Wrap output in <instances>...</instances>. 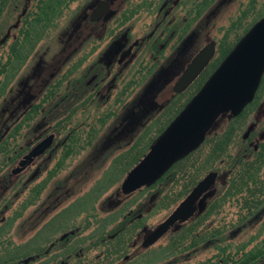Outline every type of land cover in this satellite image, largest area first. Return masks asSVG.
<instances>
[{
	"label": "flooded vegetation",
	"instance_id": "af4514ba",
	"mask_svg": "<svg viewBox=\"0 0 264 264\" xmlns=\"http://www.w3.org/2000/svg\"><path fill=\"white\" fill-rule=\"evenodd\" d=\"M226 2L0 0V75L14 77L0 109V264H161L163 250L169 264L190 262L199 252L205 258L196 264H223L226 255L239 256V248L233 253L228 246L246 228L254 235L253 248L264 243V184H257L264 181V76L238 115L219 119L199 160L190 154L184 171L170 168L129 193L122 187L176 115L128 168L126 152L142 141L145 120L169 110L177 96L191 99L224 59V43L212 32ZM73 3L72 14L65 15ZM21 5L9 25L7 18ZM232 6L240 15L254 14L245 32L264 18V0H232ZM193 14L200 17L195 26ZM238 26L234 21L232 31ZM208 44L216 49L209 64L177 91V81ZM135 75L143 79L136 89L137 79L128 82ZM129 90L135 94L130 101ZM224 135L226 147L216 144ZM110 158L122 166L126 161V167L96 168ZM195 167L200 173L191 185ZM233 170L254 177L257 193L246 220L239 204L227 199ZM210 172H217L215 184L196 201L195 213L146 246L147 232ZM98 191L110 193L101 215ZM167 201L172 207L164 219L149 216ZM193 232L200 244L190 237L180 249V240ZM257 264H264V254Z\"/></svg>",
	"mask_w": 264,
	"mask_h": 264
},
{
	"label": "water",
	"instance_id": "95a60500",
	"mask_svg": "<svg viewBox=\"0 0 264 264\" xmlns=\"http://www.w3.org/2000/svg\"><path fill=\"white\" fill-rule=\"evenodd\" d=\"M206 45L176 83L186 89L205 69L215 54ZM264 75V18L258 20L235 44L201 89L152 143L148 153L129 172L123 191L129 193L150 185L177 161L200 147L218 119L238 115L256 94ZM217 172H210L155 229L146 234L145 245L162 237L177 221L187 220L197 209L196 201L215 184Z\"/></svg>",
	"mask_w": 264,
	"mask_h": 264
},
{
	"label": "rangeland",
	"instance_id": "374dc122",
	"mask_svg": "<svg viewBox=\"0 0 264 264\" xmlns=\"http://www.w3.org/2000/svg\"><path fill=\"white\" fill-rule=\"evenodd\" d=\"M73 5H74V3L70 6L69 10L66 11L65 15L69 16L72 14V11L74 8ZM223 7H224V9L222 8L220 13L218 14L219 15L217 18V20H218L217 25L218 26L213 28L212 34H214V37L216 39L222 40L220 42L221 45L224 43V46H228V45H230L229 42L236 41V39L240 38L245 33V31L248 29L249 25L252 24V22L255 18H254V14L250 11L249 12L246 11L245 13H242L240 15V12L237 10V8L232 6V0H228V2H226ZM22 9H23V5H21L17 9V11L15 12L14 15H12V16L10 15L11 17L9 16V18H7L8 19L7 23L9 25L14 23L17 20ZM193 15H194L193 16V18H194L193 26H195V23L197 22V20L200 21V19H199L200 17L196 14H193ZM259 18H260V16L257 17L256 19H259ZM234 21H236V23L238 22L239 26H238V29H236V31L233 32L232 30H233V22ZM214 23L216 24V20H215V22H213V24ZM141 25H142V23H138L136 25L135 29L139 28ZM143 27H145V26H143ZM51 33H52V35H54V38H55L54 41H56L57 40L56 37L58 36L57 29L53 30ZM12 74L13 73L6 72V73L0 75V109H1V106H4L7 104V102L5 104V100H7L6 97L8 95H5V94L7 93L8 89L11 88V86L14 84V77L12 76ZM131 78L137 79L134 82V84L136 85L135 89L140 84V80H143L140 77V75H135V76H131L130 81H128V82H131V80H132ZM145 80H146V78H145ZM132 94H133V91L129 90V93L127 95V98L129 99V101L132 100V98L135 96V94L134 95H132ZM162 98L163 97H160V99H162ZM164 98H166V97H164ZM189 99L190 98L187 96H177L173 100V103L171 104V108L169 110H166L165 112H161L160 114L159 113H153L149 119L145 120L146 121L145 122V124H146L145 128L142 131L143 133L139 136V137H141L140 139H142V141L137 143L135 145V147L129 146L127 152H126V150L123 151V153H125V152L129 153V157L127 158L128 159V161H127V167L128 168L131 167L137 161V159H139L140 156L148 150L151 141L160 133V131L164 128L166 123L170 119H172L176 114H178V112L184 107V105L188 102ZM165 117H167V118H165ZM118 151L121 152V149H119ZM117 152L114 151V153H117ZM99 163H100V165L99 166L97 165L96 168H100L102 171L106 170L107 168L108 169H110V168L120 169L122 166L121 160H118V159L113 160L111 158L104 160L102 162H99ZM124 167H126V161H125V164L122 166V168H124ZM122 177H120V179ZM107 194H110V193H104V192H100V191L94 193V195L96 197V199L94 201L96 202V209H97V205H98V212L100 209V204ZM139 200H140V196H139ZM129 203H128L129 206L127 204L128 209H130L132 207V201ZM92 205L95 206V203H93ZM171 207H172V205L169 203V201H167L165 203L162 202L160 204L159 208L157 210L155 209L154 211H152V213L149 216L154 217V220H156L158 218L160 220H162L168 215ZM115 210L120 211V209H118V208H115ZM100 215H101V213H100ZM114 216H122V212L116 213V214H114ZM253 236L254 235L252 234L250 227L246 228L245 230L242 231V234H240L239 238L237 240H233L232 243L228 246L229 250L232 251L233 253L236 252L237 249L241 247L243 242H247L248 245L246 244V247H248L249 249L250 248L252 249L253 248L252 246H254ZM196 256L197 257L194 258L193 260H191L190 262H187V263L183 262L181 264H196V262L198 263V261H200L201 258H205V255L201 254L200 252L198 254H196ZM161 257H162L161 258V264H169V260H171V259H170V256L168 253H164V250H163L161 252Z\"/></svg>",
	"mask_w": 264,
	"mask_h": 264
},
{
	"label": "trees",
	"instance_id": "16d2710c",
	"mask_svg": "<svg viewBox=\"0 0 264 264\" xmlns=\"http://www.w3.org/2000/svg\"><path fill=\"white\" fill-rule=\"evenodd\" d=\"M238 39H236V41ZM236 41L229 42L230 45L224 46V48L221 49L222 57H224L232 49V47L235 45L234 43ZM209 139H210V136L208 134L206 140L201 145V147L199 149H197L196 151H194L193 153H191V155L199 154L196 157L201 158V153H202L203 147L209 141ZM228 139L229 138H227L226 135H224L222 139H220L219 141L216 142V144L222 143L226 147ZM188 157H190V156H188ZM188 157H186L183 160H181L180 162L176 163L173 166V168H171V170L178 167L179 170L181 169L182 171H184V169L187 167L185 161L187 160ZM200 158H198V160ZM234 163H235V161H234ZM199 173L200 172L198 171V168L195 167V171L193 172V175L191 177V179H192L191 185H193L195 183V180L198 179ZM252 179H254V177L252 176V173L250 171L238 172L236 170H233L232 176H231V179L229 182V186H231V189L226 191V195L227 194L230 195V196H228L229 198H227V199L230 201H234L237 204H239L240 217L242 220H246L249 217V214L252 213V210L254 207V203H253L254 195H253V193L256 194L257 192L256 191L253 192L254 189H251V184L254 183L252 181ZM251 181L253 183H251ZM257 184L263 185L264 181L257 182ZM243 226L244 225L242 224V227ZM190 237H192V239H194V241L197 243V245L200 244V238H201L200 235H197L195 232H193V234L190 233L188 235H185L180 240V242H182V243L184 242L183 245L181 244V246H179L180 249L185 250V248H187L185 246V244L189 242ZM246 244H247V242H243V244L239 248V250H240L239 256L237 255L236 258L232 257L231 254H230V256L226 255L227 258H225V260H224L225 262L223 264H257V263H259V261L262 259L263 254H264V243H262V245H260L256 248H252V249L251 248L249 249L248 247H246ZM181 252H184V251H181Z\"/></svg>",
	"mask_w": 264,
	"mask_h": 264
}]
</instances>
